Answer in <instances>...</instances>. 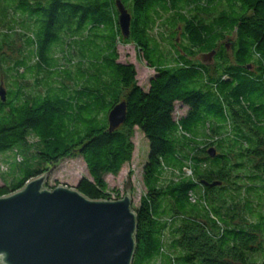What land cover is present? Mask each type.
Instances as JSON below:
<instances>
[{
	"label": "trees",
	"instance_id": "trees-1",
	"mask_svg": "<svg viewBox=\"0 0 264 264\" xmlns=\"http://www.w3.org/2000/svg\"><path fill=\"white\" fill-rule=\"evenodd\" d=\"M123 2L133 16L129 37L122 35L116 0H0V20L17 12L38 26L40 74L50 68L52 42L74 40L75 57L92 59L90 66L75 61L78 71L70 73L78 84L63 80L62 96L55 85L28 93L20 83L25 77L13 97L7 89L6 99L0 96V153L19 146L28 159L20 176L0 185V197L48 164L80 156L90 177H82L78 189L91 199H113L105 176L132 160L139 127L150 150L146 192L134 207L133 264H264V0ZM159 24L171 28L160 33L170 51L152 34ZM93 31L90 44L85 35ZM228 34L234 41L222 43ZM120 42L135 43L154 68L148 90L135 64L119 61ZM199 54H214V61H198ZM23 62L14 64L18 73L27 70ZM123 100L126 121L110 130L107 117ZM177 103L188 107L186 114L175 116ZM31 135L38 143L27 146Z\"/></svg>",
	"mask_w": 264,
	"mask_h": 264
},
{
	"label": "water",
	"instance_id": "water-1",
	"mask_svg": "<svg viewBox=\"0 0 264 264\" xmlns=\"http://www.w3.org/2000/svg\"><path fill=\"white\" fill-rule=\"evenodd\" d=\"M116 7L122 35L129 37L133 16L123 0H116ZM0 96L6 99L2 87ZM126 115L123 100L109 113L110 130L123 124ZM209 153L215 156L216 148ZM49 172L0 197V264H133L138 216L130 178L125 196L91 199L77 185L49 189Z\"/></svg>",
	"mask_w": 264,
	"mask_h": 264
},
{
	"label": "rangeland",
	"instance_id": "rangeland-1",
	"mask_svg": "<svg viewBox=\"0 0 264 264\" xmlns=\"http://www.w3.org/2000/svg\"><path fill=\"white\" fill-rule=\"evenodd\" d=\"M25 18L26 16L23 14L12 12L9 19L3 18L0 20L2 21L0 22V51L1 58L3 59L2 61L5 60L3 64L0 63V66H2L0 68V79L3 80L0 87L5 89V91L6 89L9 90V98H11L14 95L12 90L14 89L17 91L21 88L18 78L25 77L26 81L21 80L20 83L21 85L25 84L24 86L26 87L28 93L33 95L44 94L46 92L45 88L50 85H55L57 92H60L55 94L62 96L65 92V88L62 87L63 80H72L73 78L75 82H66H68L71 86L78 84L76 82L79 80L74 78L78 71V65L75 61L82 60L83 62H87L86 65H89V63H91L89 61L92 59L88 58L87 60H83L80 57H75L77 52L75 53L72 49L74 44H76L74 40H69V42H52L48 51L50 57L49 61L51 62L48 64L50 68L45 69V67H43L42 73L40 74L36 69H40V64H38V60L36 58L38 53L37 44H41V41L39 40V29L38 26L30 24V22L28 23V20H25ZM170 29L171 28L168 26L165 27L159 24L158 28L152 32L155 40H157V45L160 46L162 51L165 50V52L167 50L170 51L173 46L169 40H164L160 33L163 31L167 32V30ZM181 31L182 29L178 27L176 35L178 40L182 39ZM94 33L95 31L91 32L89 35H85L90 44H94L96 42V35ZM111 34L112 32L107 30L106 35L111 36ZM232 41H234V34H228L221 42L232 43ZM32 43L35 45L32 46ZM229 47L231 50V45H229ZM118 50L120 53L119 61L135 64L138 72L137 78L139 84L145 90H148L150 85L149 79L152 73L154 74L155 70L154 68L148 66L137 45L135 43L124 44L120 42L118 44ZM91 52L93 53V56L98 55L99 48L97 46H93ZM195 58L198 61L212 63L214 61V54H211L210 56L199 54ZM20 59L24 60L23 64L27 67L25 73H18V70L14 67L15 62ZM69 59L75 60L74 62H70L71 60ZM11 61L13 63H11ZM5 66L7 67L5 68ZM71 70H75V75H71ZM94 82L95 80L93 82L91 81L90 84L93 85ZM176 110H178V112L175 111L174 114L178 117V115L182 116L186 114L188 107L177 103ZM87 116L90 115L88 114ZM105 118L106 116L104 119ZM85 126L86 124L83 123V125H80L79 128L84 129ZM133 141L135 144V150L132 160L124 164L119 174H107L105 179L109 185L111 196L115 199V197H123L127 194V184L130 178L133 206L138 207L140 205L141 197L146 192L143 172L149 156L150 142L139 127L135 128ZM35 143H38V139L34 135H31L27 146ZM21 150H23V147L18 146L17 148L11 149L7 152L0 153V185H4L6 183L11 184L14 178L20 176V168L22 165L28 163V159L23 161V159L27 156L22 154ZM46 165L47 164L45 163L41 164L42 167H46ZM48 166L49 167L45 172H49L51 168L55 166L54 169L49 172L45 184V186L49 189H54L55 185L60 183L76 186L82 177H90L86 162L80 156L75 158H65L56 165L48 164ZM187 172L189 174L191 173L189 170Z\"/></svg>",
	"mask_w": 264,
	"mask_h": 264
},
{
	"label": "crops",
	"instance_id": "crops-1",
	"mask_svg": "<svg viewBox=\"0 0 264 264\" xmlns=\"http://www.w3.org/2000/svg\"><path fill=\"white\" fill-rule=\"evenodd\" d=\"M154 74H155V71H154ZM154 74L152 73L150 79L154 76ZM150 79H149V83H150ZM149 87H150V85H149ZM148 89H149V88H148Z\"/></svg>",
	"mask_w": 264,
	"mask_h": 264
},
{
	"label": "flooded vegetation",
	"instance_id": "flooded-vegetation-1",
	"mask_svg": "<svg viewBox=\"0 0 264 264\" xmlns=\"http://www.w3.org/2000/svg\"><path fill=\"white\" fill-rule=\"evenodd\" d=\"M228 49L230 50V47L228 46Z\"/></svg>",
	"mask_w": 264,
	"mask_h": 264
}]
</instances>
